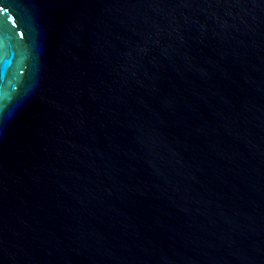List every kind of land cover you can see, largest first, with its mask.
I'll return each mask as SVG.
<instances>
[{
  "label": "water",
  "instance_id": "1",
  "mask_svg": "<svg viewBox=\"0 0 264 264\" xmlns=\"http://www.w3.org/2000/svg\"><path fill=\"white\" fill-rule=\"evenodd\" d=\"M0 264H264V0H0Z\"/></svg>",
  "mask_w": 264,
  "mask_h": 264
}]
</instances>
